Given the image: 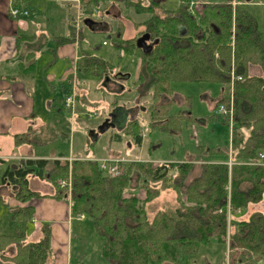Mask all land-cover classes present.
I'll list each match as a JSON object with an SVG mask.
<instances>
[{"label": "trees", "instance_id": "obj_1", "mask_svg": "<svg viewBox=\"0 0 264 264\" xmlns=\"http://www.w3.org/2000/svg\"><path fill=\"white\" fill-rule=\"evenodd\" d=\"M243 1L232 7V0H202L192 15L188 9L160 8L153 0H81L79 12L77 8L71 14L70 35L56 38L52 54L66 42H84L82 27L74 32L79 26L76 16L81 13L82 23L90 32L103 34L102 43H109L116 52L140 58L138 93H150L151 97L139 107L144 110L143 116L126 120L122 124L123 133L115 134L111 140L119 138L121 142L126 138L129 143L140 146L146 125L149 131L155 128L170 132L177 128L179 116L192 121L191 115L186 116L189 110L185 112L176 105L179 100L173 97L174 82L218 83V104L224 103L233 62L234 72L241 80L235 81L233 88L230 149L229 145H199L190 162L132 163L148 183L142 187L144 197L139 196V190L125 194L130 188L128 172L110 176L94 157L75 156L69 162L61 158L20 159L10 163L3 174L4 183L12 186V198L21 203L33 198L67 201L71 213L89 218L95 233L103 239L100 254L107 264H187V258L197 254L202 245L211 241L226 243L229 203L232 230L227 250H231L230 255L233 252L238 255L229 259V264H255L264 258V210L252 209L243 217L245 208L264 199V158H259V153L264 157V39ZM110 3H117L126 14L131 11L147 15L144 21L133 23L139 34L126 37L120 17L96 19L95 23L104 20L99 23L103 24L101 29L85 23V20L94 22L97 10L102 11ZM144 33L150 35L148 43L152 49L148 53L136 46V39ZM96 48L98 44L83 50L81 47V58L75 66L78 74L73 87L75 99L81 102L84 97L81 89L93 86L95 91H104L110 82L120 79L116 94L119 89L122 94L112 100L113 112L117 113L125 106L118 97L131 91L122 83L128 74L111 75L113 65L101 56L92 55ZM253 66L259 70L257 74L251 72ZM169 108L177 112H170ZM110 116L113 115L107 118L111 121ZM33 130L30 127L24 133L15 134V145L27 143L40 147L55 140H43L33 135ZM93 136L96 140L99 135ZM69 172L70 190L58 183ZM31 177L44 178L52 192L32 190ZM164 192H171L172 202L150 215L148 204ZM0 203L8 206L6 197H0ZM33 214L31 205L9 209L13 232L0 235V260L5 264H51L54 255L50 224L42 223L40 238L30 240L27 232ZM252 255L254 259L250 260Z\"/></svg>", "mask_w": 264, "mask_h": 264}, {"label": "crops", "instance_id": "obj_2", "mask_svg": "<svg viewBox=\"0 0 264 264\" xmlns=\"http://www.w3.org/2000/svg\"><path fill=\"white\" fill-rule=\"evenodd\" d=\"M198 1L201 2L202 0ZM249 1L245 0L244 2L249 3ZM31 4L42 9L51 4H56L60 11L56 17L43 15L44 17H48L46 20L47 22L50 20L51 23L39 28L42 24L39 23L37 18H28L31 17L29 10ZM78 4L75 0H0V197H6L8 204L6 207L0 203V213L6 211L9 215L10 208L31 205L34 208V214L27 232L28 237L30 240H37L41 236L39 233L40 225L42 223L50 224V246L54 255L51 264H72L73 254H81L76 242L84 237L85 231L87 229L89 230L90 226L94 231L92 224L89 225L87 223L86 216L78 218L73 215L70 211L69 203L65 200L33 198L26 203L15 200L11 196L12 186L4 183L3 174L10 163H15L20 159L61 158L69 162L75 156L69 153V148L65 154H59L57 151V153L53 152L51 154L39 153V150L47 149L59 140V131L63 130L51 122L53 119L59 121V118L64 113L71 114L73 118V107L69 109V107L65 106L64 102L70 96L75 86V80L78 76L75 66L81 58L80 53L88 46L84 45V42L78 44L77 41H73L60 45L55 54H52L51 49L57 44L56 38L70 35V26L72 24L71 14H73V9L76 10L78 8L79 12ZM12 6L18 7L20 11L15 17L10 14V8ZM24 10H27L28 13L23 14L22 11ZM34 17L39 16L35 14ZM143 19H147V17ZM181 30L183 31L184 28L181 27ZM135 32L133 31L127 36L131 37ZM101 47L109 50V53L113 56L116 54V51L109 43L103 44L101 41L98 44V48L94 51L92 50V55L100 56L98 49ZM118 55L122 59L127 54L120 51ZM127 56L130 58V61H133L131 55ZM101 57L103 58V56ZM104 59L112 64L107 58ZM134 59L137 60L135 74H128L126 80L122 82L126 88L130 87V92L135 93L134 97L131 98V102L136 104L133 117L140 115L141 111L142 113L144 112L139 107L145 105L148 102L147 100L151 98L150 93H138L139 85L137 83V76L141 60L137 57ZM119 65H113L110 71L115 70L116 73L121 72L127 74V70H123ZM253 69L255 67H251L250 69L252 73ZM119 80L115 82L120 83ZM135 83H137L136 87ZM84 90L86 89H81V91ZM124 93L123 95L125 96L126 93ZM120 94H122V90L119 89L115 95ZM123 95L119 96L118 99L123 100ZM184 97H180L176 105L178 107L184 105L183 110L186 112V110H189V105H187V98ZM77 99L75 100L79 102ZM84 100L83 97L81 102H84ZM124 104L126 105L125 102ZM75 107H77L76 104ZM124 114V112L118 111L114 113V117L124 116ZM213 114L211 112L208 117L198 120L208 123L213 119H218V117H212ZM187 115L192 116L191 112ZM188 121L190 122L191 119ZM30 127L34 128L33 135L40 136L41 139L47 141L53 138L55 140L46 146L40 147H34L27 143L15 145L14 135L24 133ZM145 131L146 128L143 131V141L147 135ZM118 139L115 140L117 144L124 142V140L118 142ZM131 143L134 144L133 142ZM107 147L109 153L106 156L118 153L115 150H111V143ZM120 156L127 158V156L122 154ZM95 159L97 158L94 157ZM1 160L4 162H1ZM162 161L165 162L168 160ZM46 182L44 178H39V180L30 178V187L32 190L41 193H51L52 190L49 189ZM9 222L10 225L8 224L6 230L0 228V235L12 234L13 225L10 220ZM102 244L99 248V254ZM101 259L105 261L102 257Z\"/></svg>", "mask_w": 264, "mask_h": 264}, {"label": "rangeland", "instance_id": "obj_3", "mask_svg": "<svg viewBox=\"0 0 264 264\" xmlns=\"http://www.w3.org/2000/svg\"><path fill=\"white\" fill-rule=\"evenodd\" d=\"M244 1L243 3L245 5V8L256 19L258 28L263 33L262 38L264 39V0H250L249 3ZM233 2H236V4H232ZM238 3L239 0H232L231 5L232 7H234ZM72 4L75 5V3ZM177 4H179V0H167L168 7L173 8ZM115 9L118 10V7L115 6ZM29 10L31 17L28 18H37L39 20V23L42 24L39 26V28L42 26H47V24L51 23L50 20H48L47 22L46 18L48 17H44L43 15L56 17L60 11L56 4H51L43 9L37 8L34 4H31ZM100 12L101 11L99 10V13ZM35 14H37L39 17H34ZM122 14H124V16L121 15L120 20L126 28L125 36L130 35L133 31L135 32L133 23L137 21L141 22L142 20H145L143 19L144 17H147L144 14L138 15L131 11H129L127 14L124 12ZM76 17L79 27L76 26L74 32L77 33L78 30H80L82 27L84 34V45L94 48L95 46H97V44H100L103 38V34H95L90 32L89 28L84 26V23H82L83 17L81 13H78ZM93 18L95 20L94 22H88L89 26H94L96 19L100 17ZM103 21L104 20H99L97 23H103ZM115 21L117 22L118 20ZM113 23L115 24V22ZM100 26L103 27V24H100ZM100 26H97L99 27L98 29H101ZM137 30L138 29H136V31ZM137 34H139V32H135V34L131 35V37H134ZM98 53L100 56H103V58H107L108 60H110L113 65L117 66L118 64H120L119 66H121L123 70H127V74H135V67L137 66V60L134 59L135 57L131 56V59L133 61H130V58L127 55V57L124 55L122 59H120L118 52H116V54H114L113 56L109 53V50L102 47L98 49ZM232 67L234 69L233 62L231 64V68ZM258 72L259 70H257V67L256 69H253V73L257 74ZM114 73H116V71ZM110 84H113L114 86L109 85L104 91H95L93 89V86L92 89L87 88L86 90H84V102L79 103L74 100L73 118L71 114L64 113L62 114V117L59 118V121L53 119L51 122L56 124V126L61 128L64 132L60 130L59 140L54 143V145H50L47 149L39 150V153L43 152L46 154H51L57 151L59 154H65L69 148V153L75 156H87L89 158L95 157L97 159H104L108 157L123 159L120 165L121 172L119 175L125 172H128L130 175V190L128 189V192L125 194L131 193L130 191L133 190H139V192L141 193L139 196L144 197L145 194L142 187L144 185H147L148 183L144 181L142 175L140 176L138 170L134 166H131L132 163L149 161L156 163L164 162L162 160L190 162L192 161L190 159L196 153L197 147L199 145H204L206 147H212L215 145L225 147L229 145L230 149V132L232 127V120L230 119V116H225V118H223L220 116V114L216 113L220 96V86L218 83L208 81L174 82L172 84L174 90L173 97L177 98L178 100L180 99V97L184 96L187 98V105H189V112H191L193 116V121L189 122L188 120L184 119L185 117L179 116L177 119L180 120V122L177 124V128L171 129L170 132L165 131L164 133L156 130L155 128L149 131L147 130L148 127L146 125L145 132L147 133V135L141 146L129 143L126 138L123 139L124 142L121 144H117V142L111 140V137L115 134L123 133L122 124L133 116L136 104L131 102V98L134 97L135 93L127 90L125 92L126 94L124 93L125 96L123 95V100L120 99L121 101H124L126 103V105L120 111L124 112L125 114L124 116L122 115L117 118L114 117L112 100L114 95L116 94L118 84L115 82H110ZM136 85L137 83H135V87ZM234 87L235 84L233 88ZM28 90L31 91L30 89ZM72 92L76 94V91L74 89L72 90ZM72 92L70 94H72ZM230 92L231 87L228 84V98L224 102L226 104H228L230 101V95L232 96V99H234V91L232 93ZM75 104L77 107H75ZM183 106L184 105L180 106L181 110H183ZM168 111L177 112V110L172 108L171 110L169 108ZM211 112H213V115L218 117V119H213L208 123H204L203 121L198 120L208 117ZM109 115H113L110 116V122H113L114 126L109 127L105 132L99 133L97 130L98 126H100L104 122V119H106ZM140 115L143 116L142 111L140 112ZM142 122L145 123V121ZM172 130H174L175 132H173ZM93 134L99 135L95 141L93 138ZM109 143H111V150H115L119 153V155L118 153H112L113 155L106 156L109 153V149L107 147ZM120 154L127 156V158L120 156ZM69 176L70 172L68 173V177ZM31 179L39 180V178L33 177H31ZM166 192H164L162 196L154 199L152 202H150V204H148V211L150 212V215H152L157 209L165 208L167 206V203L172 202L170 195L171 192ZM229 209H231V205L228 203L226 207V239L228 240L226 241V243L211 241L207 244L202 245L197 254L189 256L187 258V264H229V259L238 256L236 255V251V253L233 252L230 255L231 250H227V242L230 243L231 241L230 233L232 230V228L230 227L231 214L229 213ZM252 209L264 210V199L257 205H251L245 208V214L243 217H247ZM87 220V223L91 225L90 219L87 218ZM0 223V228H3L4 230L7 229L8 224L10 225L8 213L6 211L0 213ZM101 243H103V239L98 236L90 226V229H87L85 231L84 237L76 242V245L81 254H73L72 264H107L101 259V254H99ZM253 259L254 256L252 255L250 257V260ZM256 261L257 262L255 264H264V258H260ZM238 264L254 263L239 262Z\"/></svg>", "mask_w": 264, "mask_h": 264}, {"label": "built area", "instance_id": "obj_4", "mask_svg": "<svg viewBox=\"0 0 264 264\" xmlns=\"http://www.w3.org/2000/svg\"><path fill=\"white\" fill-rule=\"evenodd\" d=\"M76 2L79 3V0H75ZM189 2L190 4V9H192L193 5L195 4V1L194 0H186ZM232 4H236V2H233ZM192 11V10H191ZM19 8L18 7H15V6H12L10 8V14L12 16H17L19 14ZM23 14H27L28 11L27 10H24L22 11ZM79 18V17H78ZM103 44H106L105 42H103ZM115 72V70H112L111 71V75H113ZM236 80H241V76L240 75H237L235 74L234 72V69L233 67L231 68V71H230V79H229V85L231 87V92H233V86H234V83ZM74 100H75V94L74 92H72V94H70V96H68L65 100V105L67 107L71 106L73 107V103H74ZM216 113L217 114H220L221 117L225 118V116H230V119L232 120V125H233V99H232V96L230 95V101L228 104L226 103H220L218 106H217V109H216ZM231 125V126H232ZM259 158L260 160H262L264 157H263V154L262 153H259ZM98 163H99V167L108 175L110 176H118L120 174V165L123 161V159H119V158H115V157H108V158H104V159H97ZM229 164H230V161H229ZM59 185L61 187H68V190H70V176L68 178H62L58 181ZM78 218H83L84 215L80 214V215H77Z\"/></svg>", "mask_w": 264, "mask_h": 264}, {"label": "flooded vegetation", "instance_id": "obj_5", "mask_svg": "<svg viewBox=\"0 0 264 264\" xmlns=\"http://www.w3.org/2000/svg\"><path fill=\"white\" fill-rule=\"evenodd\" d=\"M153 1H155L158 4V6L163 9H170V10L177 8L188 9L189 13L192 15H195V8L199 3H201L198 0H194L195 4L193 5L192 9H190V4L186 0H179V4H177L173 8L167 6V0H153ZM79 3H81V0H79ZM115 6L118 7V10H114ZM122 13L123 11L122 9H120V6L117 3L114 4L110 3L109 6H107L105 9H102L100 13L99 10H97L95 17H121ZM98 25L100 26L99 23L94 24V26H98ZM0 264H5V263L0 260Z\"/></svg>", "mask_w": 264, "mask_h": 264}, {"label": "water", "instance_id": "obj_6", "mask_svg": "<svg viewBox=\"0 0 264 264\" xmlns=\"http://www.w3.org/2000/svg\"><path fill=\"white\" fill-rule=\"evenodd\" d=\"M85 23H88L87 20H85ZM150 40V35L148 33H144L140 35L136 39V46L138 48H141L143 52L148 53L152 49V45L150 43H147ZM114 126L113 122H110L109 118L104 119V122L98 126L97 130L99 133L105 132L109 127ZM95 140V136H93Z\"/></svg>", "mask_w": 264, "mask_h": 264}]
</instances>
